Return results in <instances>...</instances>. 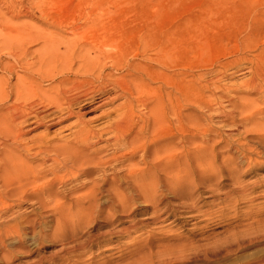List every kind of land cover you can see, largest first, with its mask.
Returning <instances> with one entry per match:
<instances>
[{
	"label": "rangeland",
	"instance_id": "obj_1",
	"mask_svg": "<svg viewBox=\"0 0 264 264\" xmlns=\"http://www.w3.org/2000/svg\"><path fill=\"white\" fill-rule=\"evenodd\" d=\"M105 2L103 6L96 5L98 11L103 8L102 14L90 13L89 16L85 14L86 18L83 14L88 10L86 6L88 4L78 0H60L57 8L49 6L48 9H58L60 22L62 21V24L66 22L62 25L64 31L57 30L62 35L72 36L68 35L69 26H66L69 22L99 21L100 23L104 18L102 22L106 20L104 23L107 24V31L101 33L99 27L94 29L91 27L85 29L86 33L80 28L74 36L82 33L87 36L92 34L101 36L107 33L109 38H121L120 44H125L123 46H134L127 44L130 40L135 43V39L132 38L139 33L140 35L150 32L162 34L180 23L178 20L183 21V18L186 20L188 29L184 34L182 47L180 44L174 45L175 51L171 52V66L168 71L175 73V76L177 74L175 84L173 83L174 90L180 86L178 82L181 81V77L186 76L189 82L183 91L186 93L187 102L181 103V106L176 108L177 114L182 109L181 112L187 115L190 128L185 133V138L188 143L190 142L187 143L190 148L189 158L185 161L178 160L181 162L180 168L184 166L187 174H184L182 169L180 174L176 173L179 174L177 177L174 173L172 179L179 181L173 191L165 190L162 175L157 177L159 182L154 187L163 191L160 195L158 192L156 197L139 194L138 191L131 193L130 189H125L122 193L124 197L123 195L119 197L121 200L125 198L122 202L124 204L119 202L120 199L118 200L116 194L112 192L120 188L119 182L112 185L113 188L116 187L115 189L110 187L109 191L102 190L97 196L94 195L95 199H93L92 196L84 198L82 195H85L86 189L90 187V181H88L90 184L86 182V186H80L82 181H86L83 177L77 181H68L56 190L57 197H61L59 200L66 209L63 210V215L53 212L50 214L51 210H45L41 212L42 217H40L39 209L23 205L20 211H26L27 220H41L40 224L34 227L38 236L34 231L24 234L23 247L18 245L16 237L11 240L5 239L8 250H6V258L10 261L5 259L0 251V264L26 261L29 263L46 254V259H49V254L56 253L63 246L69 247V244L72 246L75 242L82 243L90 237L96 239L87 250L82 251L84 253L68 254L70 255L68 259L54 264L68 262L79 264L75 259L80 256L82 258L79 262L83 264H264V68L252 67L259 60L264 59V0H108ZM0 9V15L7 20L6 24L9 25L10 30H15L27 22L30 25L42 26V23H39L37 8L31 6L29 0H0ZM95 15L100 17L97 18ZM154 22L155 24H152ZM16 23L21 24L17 26ZM10 34H13L12 31ZM36 47L32 46L30 49ZM4 51L7 52V48L1 49L0 54ZM120 101L122 100L118 99L111 105L104 104L94 111L85 113L82 119L89 121L90 126L98 129L108 119L102 117L96 121L95 117L108 112ZM241 102L244 106H241ZM246 105L250 106L248 108L250 113ZM72 120L75 121L76 118L50 127L47 133L55 135V138L67 139L74 128L67 129L66 125L73 122ZM194 122L197 125L200 123L198 130ZM44 131L42 127L36 132ZM183 136L182 133L174 131V136L171 138L172 143L175 142L177 156L180 150H183L181 146ZM237 142H240L239 145ZM99 174H95L96 183L101 182ZM70 188L73 189L72 195L71 193L63 195ZM113 195L115 198L112 197ZM230 196L231 199L227 198ZM91 207L97 212L95 210L93 212ZM109 230L115 232L111 233ZM34 240L36 241L28 244ZM106 240L108 243L105 242ZM30 247L31 251L28 252Z\"/></svg>",
	"mask_w": 264,
	"mask_h": 264
},
{
	"label": "bare ground",
	"instance_id": "obj_2",
	"mask_svg": "<svg viewBox=\"0 0 264 264\" xmlns=\"http://www.w3.org/2000/svg\"><path fill=\"white\" fill-rule=\"evenodd\" d=\"M78 1L88 4L86 5L88 10L83 14L85 17V14L90 13L93 15L102 14L103 8L98 11L96 5L99 4L100 6L102 4L103 6L106 4L105 1L108 0ZM59 2L60 0H29V4L37 8L40 17L38 18L39 23H42V26L30 25L27 22L25 24L20 23L21 25L18 24L20 26L15 30H10L9 25L6 24L8 23L7 20H4L3 15H0V37L2 36L0 50L7 48V52L5 50L0 54V251H2L5 259H8L6 258L5 239L11 240L16 237L18 245L23 247L24 234L34 231L37 235V230L34 227L40 224L41 220L33 219L31 221L30 218L33 216L29 218L30 221L27 220L26 211H20L24 207L23 205L39 209V216L45 210H51L50 214L53 212V214L62 213L63 215V210L66 209L59 200L61 197H57L58 192L56 190L64 183L77 181L81 177L85 178L86 181H82L80 186H86L85 184L88 181L91 183L90 187L88 186L89 188L86 189L85 195L82 194L84 198L85 196H92L95 199L94 197L102 190L109 191L110 187L118 182L119 189L112 187L115 189L112 192L116 194L118 200L125 189H130L129 192L131 193L138 191L139 194L156 197L158 192L160 195L163 191L154 187L159 182V176L162 175L166 191L175 190L179 181L175 177L181 173V169L183 171L186 169L184 166L180 168L181 162L178 160L185 161L189 158L188 149L190 148L185 138V133L190 129L188 117L181 112L182 109L178 114L176 113V108L181 106V103L186 104L185 102H187L186 93L183 91L189 82L186 76L181 77V81H177L180 86L174 90L173 83L177 74L175 76V73L168 71L169 66H171V52L175 51L174 45L180 44L182 47L183 37H185L184 34L188 29L186 20L184 18L183 21L178 20L180 23L173 28L171 27L170 31L165 29L166 31L162 34L152 32L145 34L142 31L144 35L139 33V35L132 38L135 39V43L130 40V43L127 44L134 46H123L125 44H120L121 38H109L107 33L99 36L90 32L92 35L87 36L82 33L79 36H74L77 35L80 28H83L86 33L87 30L85 29H91V27L92 29L99 27L100 32H105L107 24L104 23L106 20L102 22L104 18L100 23L99 21L78 22L69 18L72 22H69V25L66 26H69L67 27L69 28L68 35L73 37L62 35L57 30H63L62 25L66 22L63 21V24L62 21L60 22L58 9H48L49 6L57 8ZM96 15L95 17H97ZM101 16L104 17V15ZM151 20L150 22H152ZM152 24H155V22ZM120 28L122 27L120 26ZM11 31L13 34H10ZM132 32L134 33V31ZM32 46L37 47L30 49ZM252 67L255 69L264 68V59L259 60ZM256 83L258 82L256 81ZM118 99L122 100L119 104L114 105L108 112L101 114L99 117H95L96 121L102 117L108 119L103 126L101 125L102 127L96 129L97 127L90 126L89 121L82 119L85 113L94 111L104 104L111 105ZM249 107H247V110ZM74 117L76 120H72L73 122L66 125L67 129L74 128L67 139H60L61 137H58V139L54 137L55 135L52 136L47 133L50 127ZM199 124H196L198 126L197 130ZM42 127L45 129L44 132H36ZM174 131L184 135L181 138L183 150H180L178 156L175 152V142L172 143L171 140ZM101 143L103 144L99 145ZM96 173H100V183H96L94 178ZM174 173H179L174 177L176 180L172 179ZM72 191L73 189L70 188L63 195L70 193L72 195ZM115 196L112 197L115 198ZM81 198L83 199V197ZM227 198L231 199V196ZM124 199H120L119 202L122 203ZM190 207L192 206L190 205ZM93 208L91 207V209ZM94 210L92 211L97 212V210ZM123 210L125 209L123 208ZM28 211L30 210L28 209ZM112 231L110 232L112 233ZM127 232L125 233L127 234ZM44 238L41 239L44 240ZM95 239L90 237L85 242H75L72 246L69 244V247L60 245L62 248L58 249L56 253L53 252L52 255L49 254V259H46V254V256L40 255L29 263L26 261L27 263L15 264H43L44 262L54 264V262L68 259L70 256L68 254L76 253L78 255L80 252L87 250ZM30 240L32 239L30 238ZM105 242L108 243V240ZM106 248L109 249V247ZM185 248L187 249V247ZM30 251L31 247L28 249V252ZM80 258L82 257L80 256ZM80 258L75 259L79 264L81 263L79 262L81 261Z\"/></svg>",
	"mask_w": 264,
	"mask_h": 264
}]
</instances>
